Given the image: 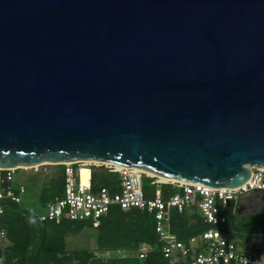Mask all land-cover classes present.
Instances as JSON below:
<instances>
[{
	"label": "water",
	"instance_id": "water-1",
	"mask_svg": "<svg viewBox=\"0 0 264 264\" xmlns=\"http://www.w3.org/2000/svg\"><path fill=\"white\" fill-rule=\"evenodd\" d=\"M75 162L248 182L264 0H0V170Z\"/></svg>",
	"mask_w": 264,
	"mask_h": 264
},
{
	"label": "trees",
	"instance_id": "trees-1",
	"mask_svg": "<svg viewBox=\"0 0 264 264\" xmlns=\"http://www.w3.org/2000/svg\"><path fill=\"white\" fill-rule=\"evenodd\" d=\"M55 166L59 179L64 181L65 165ZM91 169L92 189L105 187L111 192L118 191V172L110 171L105 165ZM57 178L52 180L57 182ZM156 180V177H143L147 197H154L158 188L164 197L180 191L171 182L158 184ZM56 195L43 188L41 202L45 205ZM239 208L238 199L229 200L222 207L226 223L219 228L227 236L240 239L264 235V202L253 214H241ZM37 214L24 204L5 203V211L0 217V264H168L162 252L164 241L155 229L154 216L146 210L114 206L99 219L97 226L91 221H41ZM85 228L94 229L96 246L68 249L67 239L79 235ZM210 228L195 205L182 212L174 211L169 221L170 232L185 243ZM145 246L148 248L146 257L141 259L139 254Z\"/></svg>",
	"mask_w": 264,
	"mask_h": 264
},
{
	"label": "built area",
	"instance_id": "built-area-1",
	"mask_svg": "<svg viewBox=\"0 0 264 264\" xmlns=\"http://www.w3.org/2000/svg\"><path fill=\"white\" fill-rule=\"evenodd\" d=\"M64 165L63 195L50 198L45 204L46 212L37 214L38 220L91 221L97 226L99 219L107 215L114 206L122 209L137 208L146 210L154 216L155 229L164 241L162 252L168 264H264L262 257L264 249L236 243L219 228L226 223L222 207L229 200L251 192L264 193L262 167H251L253 173L249 181L235 189L211 188L200 183L171 182L180 191L164 197L158 188L154 197H147L143 189V177L149 175L136 168H117L112 164L96 162H75ZM101 165L119 173L118 191L111 192L105 187L92 189L91 167ZM82 167L90 170L86 184L81 180ZM16 171L17 169L0 170V217L5 211L6 202L24 204L26 188L16 182ZM156 182L163 183L158 179ZM193 205L198 207L204 221L211 228L185 243L179 241L170 232L169 221L174 211L182 212ZM147 250L146 246L141 249L139 254L141 259L146 257Z\"/></svg>",
	"mask_w": 264,
	"mask_h": 264
},
{
	"label": "rangeland",
	"instance_id": "rangeland-1",
	"mask_svg": "<svg viewBox=\"0 0 264 264\" xmlns=\"http://www.w3.org/2000/svg\"><path fill=\"white\" fill-rule=\"evenodd\" d=\"M57 174L58 169L55 165H42L35 168L22 169L19 172H16V182L23 184L26 188V193L23 198L24 205L36 213H45L46 207L40 199L42 189L45 188L48 190L49 193H54L59 196L63 195L64 183L59 179V176ZM89 174L90 170L87 167H82V182L88 183ZM53 177H58L57 182H54L52 180ZM237 199L240 202V213L248 215L257 212L260 209L264 202V194L256 191L238 197ZM228 238L244 246H251L254 248L258 247L260 249H264V235H259L254 239H240L238 237L230 236H228ZM67 246L68 249H82L95 247L96 240L94 229L85 228L79 235L69 237L67 239ZM262 257H264V252H262Z\"/></svg>",
	"mask_w": 264,
	"mask_h": 264
},
{
	"label": "bare ground",
	"instance_id": "bare-ground-1",
	"mask_svg": "<svg viewBox=\"0 0 264 264\" xmlns=\"http://www.w3.org/2000/svg\"><path fill=\"white\" fill-rule=\"evenodd\" d=\"M116 167L120 168V166H116ZM136 169L143 171L147 175L155 176L162 182H177L176 180H174V179H172L170 177H166V176H163V175H157L156 173H153V172H151L149 170H146V169H142V168H136ZM83 183L86 184V182H83Z\"/></svg>",
	"mask_w": 264,
	"mask_h": 264
},
{
	"label": "crops",
	"instance_id": "crops-1",
	"mask_svg": "<svg viewBox=\"0 0 264 264\" xmlns=\"http://www.w3.org/2000/svg\"><path fill=\"white\" fill-rule=\"evenodd\" d=\"M264 194V193H263ZM258 248V247H257Z\"/></svg>",
	"mask_w": 264,
	"mask_h": 264
}]
</instances>
